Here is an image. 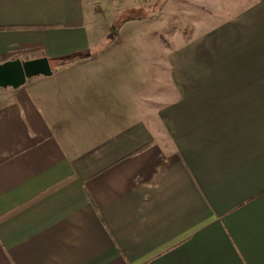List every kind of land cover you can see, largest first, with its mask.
Masks as SVG:
<instances>
[{"label":"crops","instance_id":"crops-1","mask_svg":"<svg viewBox=\"0 0 264 264\" xmlns=\"http://www.w3.org/2000/svg\"><path fill=\"white\" fill-rule=\"evenodd\" d=\"M158 1L0 0V65L52 69L0 88V264H264V0L221 67L111 37Z\"/></svg>","mask_w":264,"mask_h":264},{"label":"rangeland","instance_id":"rangeland-1","mask_svg":"<svg viewBox=\"0 0 264 264\" xmlns=\"http://www.w3.org/2000/svg\"><path fill=\"white\" fill-rule=\"evenodd\" d=\"M144 13L146 21L134 27H125L124 19L128 13L121 14L110 27L111 37L119 35L123 41L139 40L122 42L127 49L187 52L191 58L186 62L192 66L231 65L228 41L232 39V33H236V27L223 26L221 0H159ZM184 60L176 61L183 63Z\"/></svg>","mask_w":264,"mask_h":264},{"label":"water","instance_id":"water-1","mask_svg":"<svg viewBox=\"0 0 264 264\" xmlns=\"http://www.w3.org/2000/svg\"><path fill=\"white\" fill-rule=\"evenodd\" d=\"M51 63L46 58L11 61L0 65V88H19L31 78L51 76Z\"/></svg>","mask_w":264,"mask_h":264},{"label":"trees","instance_id":"trees-1","mask_svg":"<svg viewBox=\"0 0 264 264\" xmlns=\"http://www.w3.org/2000/svg\"><path fill=\"white\" fill-rule=\"evenodd\" d=\"M142 18H144V16L140 12L131 11V12L128 13L127 17L124 19V23H128V22H131V21H136V20H139V19H142Z\"/></svg>","mask_w":264,"mask_h":264}]
</instances>
